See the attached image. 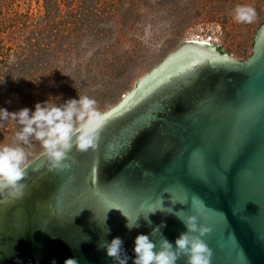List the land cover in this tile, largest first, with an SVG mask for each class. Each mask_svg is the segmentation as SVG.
<instances>
[{
	"label": "water",
	"instance_id": "1",
	"mask_svg": "<svg viewBox=\"0 0 264 264\" xmlns=\"http://www.w3.org/2000/svg\"><path fill=\"white\" fill-rule=\"evenodd\" d=\"M262 29L246 60L181 43L102 111L95 151L74 150L63 173L48 171L42 153L28 162L25 197L0 203V264H117L100 247L117 236L133 264L135 237L156 226L175 246L187 230L175 212L212 228L203 237L212 264H264Z\"/></svg>",
	"mask_w": 264,
	"mask_h": 264
},
{
	"label": "rangeland",
	"instance_id": "2",
	"mask_svg": "<svg viewBox=\"0 0 264 264\" xmlns=\"http://www.w3.org/2000/svg\"><path fill=\"white\" fill-rule=\"evenodd\" d=\"M237 5L254 6L256 21L236 22ZM263 21L264 0H0V108L79 93L102 112L196 34L248 59ZM17 130L14 121L0 124V145L14 143ZM26 151L25 164L43 149L33 141Z\"/></svg>",
	"mask_w": 264,
	"mask_h": 264
},
{
	"label": "clouds",
	"instance_id": "3",
	"mask_svg": "<svg viewBox=\"0 0 264 264\" xmlns=\"http://www.w3.org/2000/svg\"><path fill=\"white\" fill-rule=\"evenodd\" d=\"M257 17V9L252 5H237L234 9V20L238 23L252 24ZM104 117L95 98L79 93L78 98H68L62 103H56L54 99L38 101L34 109L22 107L10 112L0 108V124L11 120L18 129L14 143L0 145V203L25 197L28 188L26 181L29 179V166L25 164L28 159L26 148H31L33 141L38 142L43 149L42 156L48 171L63 173L72 167L71 154L74 150L85 153L98 148L101 132L107 123ZM172 202L175 204L177 201ZM181 203L186 204L187 200ZM199 203V199L193 196V206ZM163 208L160 198L156 210ZM172 211L170 209L168 213ZM174 214L187 229L175 239V246L161 234L163 225L156 226L150 235L138 234L135 237L133 264H178L181 258L186 259V264H212L213 249L203 239L211 233L212 228L200 223L195 214ZM126 218L129 230L139 227L138 217L134 222ZM144 219L149 225L152 224L148 215ZM109 232L106 226L105 234ZM157 234L158 241L153 238ZM100 247L105 248L107 255L117 264H127L128 256L119 236L113 237L110 242L103 241ZM64 264H78V261L69 257L64 260Z\"/></svg>",
	"mask_w": 264,
	"mask_h": 264
},
{
	"label": "built area",
	"instance_id": "4",
	"mask_svg": "<svg viewBox=\"0 0 264 264\" xmlns=\"http://www.w3.org/2000/svg\"><path fill=\"white\" fill-rule=\"evenodd\" d=\"M196 36H199L201 38V40H205L206 42H210L213 41V38L211 35H207V36H202L200 34H196Z\"/></svg>",
	"mask_w": 264,
	"mask_h": 264
},
{
	"label": "bare ground",
	"instance_id": "5",
	"mask_svg": "<svg viewBox=\"0 0 264 264\" xmlns=\"http://www.w3.org/2000/svg\"><path fill=\"white\" fill-rule=\"evenodd\" d=\"M188 41H205V40H201L200 37L195 36V38H193V39H191V40H188Z\"/></svg>",
	"mask_w": 264,
	"mask_h": 264
},
{
	"label": "snow or ice",
	"instance_id": "6",
	"mask_svg": "<svg viewBox=\"0 0 264 264\" xmlns=\"http://www.w3.org/2000/svg\"><path fill=\"white\" fill-rule=\"evenodd\" d=\"M114 111H116V110H114ZM112 113H109L108 115H111ZM105 119L107 118L106 116L104 117Z\"/></svg>",
	"mask_w": 264,
	"mask_h": 264
}]
</instances>
